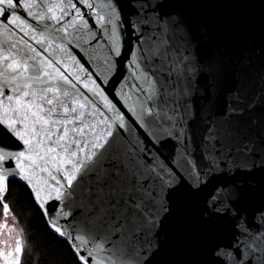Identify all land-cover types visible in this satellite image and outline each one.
Returning <instances> with one entry per match:
<instances>
[{
  "label": "snow or ice",
  "instance_id": "snow-or-ice-1",
  "mask_svg": "<svg viewBox=\"0 0 264 264\" xmlns=\"http://www.w3.org/2000/svg\"><path fill=\"white\" fill-rule=\"evenodd\" d=\"M128 2L126 15L121 0H0L4 218L23 182L74 264H154L172 197L219 181L201 221L234 235L213 264H264V208L253 228L246 207L264 173V119L240 126L264 111V88L248 96L250 65L231 68L206 26L172 10L178 0Z\"/></svg>",
  "mask_w": 264,
  "mask_h": 264
},
{
  "label": "water",
  "instance_id": "water-1",
  "mask_svg": "<svg viewBox=\"0 0 264 264\" xmlns=\"http://www.w3.org/2000/svg\"><path fill=\"white\" fill-rule=\"evenodd\" d=\"M121 3L126 15L134 10L128 0ZM172 10L182 11L194 26H206V45L218 51L231 68L241 66V62L250 65L246 72L254 74V79L249 97L264 88L261 80L264 76V0H178ZM225 102L226 98L222 97L221 112ZM253 115L264 119V111L257 109L255 113H247L240 126L247 124ZM0 140L13 147L7 138L0 136ZM171 148L169 143L168 150ZM254 179L258 187L246 202L253 228L258 224V220H253V213L264 208V173L257 172ZM218 182L213 181L198 194L181 191L172 197L174 212L162 225L167 240L154 264H213L212 249L218 244L233 242L234 230L227 221L212 226L201 221L205 200Z\"/></svg>",
  "mask_w": 264,
  "mask_h": 264
},
{
  "label": "trees",
  "instance_id": "trees-1",
  "mask_svg": "<svg viewBox=\"0 0 264 264\" xmlns=\"http://www.w3.org/2000/svg\"><path fill=\"white\" fill-rule=\"evenodd\" d=\"M7 202L20 241L22 253L21 264H74L67 245L56 239L45 223L42 213L22 182L10 185ZM2 208H0V231L5 223Z\"/></svg>",
  "mask_w": 264,
  "mask_h": 264
},
{
  "label": "rangeland",
  "instance_id": "rangeland-1",
  "mask_svg": "<svg viewBox=\"0 0 264 264\" xmlns=\"http://www.w3.org/2000/svg\"><path fill=\"white\" fill-rule=\"evenodd\" d=\"M7 225V227H5ZM17 241L20 242V247L22 248V244L20 241V236L18 234V230L16 228L15 222L11 215H9L3 227L0 231V264H5V257L7 256L9 260V264L14 258L19 257L21 254H17L15 252V248L17 247ZM11 253L12 255H8Z\"/></svg>",
  "mask_w": 264,
  "mask_h": 264
}]
</instances>
